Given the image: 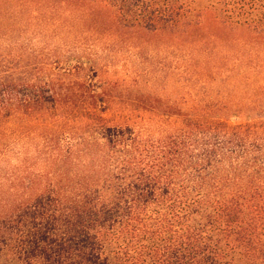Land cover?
<instances>
[{"label":"trees","instance_id":"1","mask_svg":"<svg viewBox=\"0 0 264 264\" xmlns=\"http://www.w3.org/2000/svg\"><path fill=\"white\" fill-rule=\"evenodd\" d=\"M8 3L0 0V264H264V114L233 121L176 111L175 101L131 90L129 106L184 120L144 135L132 109L106 113L116 103L109 84L73 79L70 67L46 77L58 60L36 41L62 21L43 4L27 14L29 0ZM191 3L176 0L170 10ZM166 8L139 15L149 21L139 26L194 22ZM204 11L198 22L219 13L221 28L264 35V0H206ZM18 118L52 126L33 155L45 169L4 170ZM19 177L25 190L38 180L40 189L23 197ZM3 181L11 182L7 197Z\"/></svg>","mask_w":264,"mask_h":264},{"label":"rangeland","instance_id":"2","mask_svg":"<svg viewBox=\"0 0 264 264\" xmlns=\"http://www.w3.org/2000/svg\"><path fill=\"white\" fill-rule=\"evenodd\" d=\"M19 1L10 0L7 6L12 9ZM175 1L29 0L27 14L43 4L41 11L48 18L62 21L59 27L48 24L36 41L58 60L57 65L46 67L45 76L70 67L73 79L88 80L97 88L109 84L116 93V103L106 113L127 115L132 109L131 113L143 116L133 117L131 123L144 135L173 131L184 120L178 115L162 117L139 103L129 106L123 101L129 99L131 90L175 101L172 109L176 111L230 114L233 121L264 114V35L249 36L240 27H230L233 31L221 28L216 20L219 13L198 22L205 15L206 0H183L191 6L181 12L170 10ZM165 8V15L179 14L194 22L157 30L139 26L140 19H149ZM51 133L47 122L13 120L6 138L13 146L2 162L4 170L14 169L19 175L45 169L44 162L35 161L33 155L41 154L43 140ZM20 178L15 183L23 197L40 189L38 180L25 190V181ZM10 184L3 181V197L8 196Z\"/></svg>","mask_w":264,"mask_h":264}]
</instances>
